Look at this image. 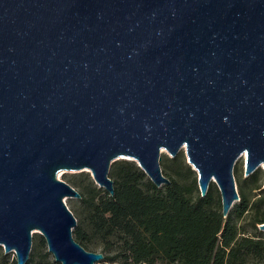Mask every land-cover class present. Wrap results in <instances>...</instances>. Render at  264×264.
<instances>
[{
  "label": "water",
  "instance_id": "water-1",
  "mask_svg": "<svg viewBox=\"0 0 264 264\" xmlns=\"http://www.w3.org/2000/svg\"><path fill=\"white\" fill-rule=\"evenodd\" d=\"M182 148L227 216L237 160L264 165V0H0V245L17 264L36 232L60 264L104 258L74 237L81 193L59 171L114 194L126 158L162 186V152Z\"/></svg>",
  "mask_w": 264,
  "mask_h": 264
},
{
  "label": "trees",
  "instance_id": "trees-1",
  "mask_svg": "<svg viewBox=\"0 0 264 264\" xmlns=\"http://www.w3.org/2000/svg\"><path fill=\"white\" fill-rule=\"evenodd\" d=\"M166 168L170 183L158 186L136 161L115 160L109 172L114 194L93 179L75 182L82 186L73 230L76 240L94 251L99 243L104 244L105 250L113 252L102 251L103 260L110 264L263 261L264 239L260 234L246 235L239 219L254 203L259 214L252 224L258 228L257 224L264 222V197L250 203L240 191L241 200L224 216L221 196L212 184L206 195L201 194L197 172L182 152L169 158ZM256 176H248L245 185L248 187L247 181L254 185ZM39 239L26 264H57L44 236Z\"/></svg>",
  "mask_w": 264,
  "mask_h": 264
},
{
  "label": "rangeland",
  "instance_id": "rangeland-1",
  "mask_svg": "<svg viewBox=\"0 0 264 264\" xmlns=\"http://www.w3.org/2000/svg\"><path fill=\"white\" fill-rule=\"evenodd\" d=\"M180 152L183 153V155L185 156L187 160L185 148H182L179 151V153ZM169 158H171V155L169 154L168 151L164 150L161 154V159H160L161 166H162L164 173H167L166 163L168 162ZM122 159L124 158H119L117 159V161H120ZM234 174H235L236 186H237L239 193L240 191L241 192L243 191L246 194V197L250 203L255 202L256 200L264 197V165L258 167L250 175H247L246 174V155L244 154L237 160L235 164V168H234ZM252 174L257 175L256 176L257 181L254 185H250L251 182L247 181L248 182V187H247L245 185V179H248L249 178L248 176H251ZM58 177L68 181L73 186H75L76 189H78L79 191L82 190V186L75 184V182L88 181L90 179H93L92 174L88 169L84 171L61 170L58 173ZM211 184L213 186V191L221 196V192H220V189L217 183L211 182ZM65 200L67 204L69 205V207L73 209L74 214L79 216V212L81 208L80 197H66ZM240 200H241V196L239 199L235 201L234 205L238 203ZM262 210H264V205L262 206ZM258 214H259V211L255 207V204L253 203L250 206L249 210L245 212L243 217L239 219V224L242 226V230L244 231L246 235L260 234V236L264 239V229L260 227L261 223L257 224L258 228H256L252 224L253 219L256 218ZM40 235L42 234L38 232L34 233V236H33V246L34 247H35V244L39 242ZM103 250H105V248H104V244L102 243H99L95 248V251H103ZM106 250H105V253H113V252H109V249H106ZM52 260H55L53 254H52ZM16 262H17L16 253L14 251H10L6 253L4 247L0 245V264H16ZM96 263L97 264H110L108 261H104L103 259L98 260ZM57 264H60V262H57ZM257 264H264V259L263 261H259Z\"/></svg>",
  "mask_w": 264,
  "mask_h": 264
}]
</instances>
